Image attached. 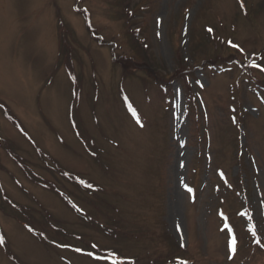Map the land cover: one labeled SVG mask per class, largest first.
<instances>
[{
    "label": "rangeland",
    "instance_id": "obj_1",
    "mask_svg": "<svg viewBox=\"0 0 264 264\" xmlns=\"http://www.w3.org/2000/svg\"><path fill=\"white\" fill-rule=\"evenodd\" d=\"M259 84L264 0H0V264H264Z\"/></svg>",
    "mask_w": 264,
    "mask_h": 264
},
{
    "label": "snow or ice",
    "instance_id": "obj_2",
    "mask_svg": "<svg viewBox=\"0 0 264 264\" xmlns=\"http://www.w3.org/2000/svg\"><path fill=\"white\" fill-rule=\"evenodd\" d=\"M209 31H211V30H209ZM233 47H237V46L233 45ZM253 66H258V65H255V63L253 62ZM133 116H136V113H135L134 110H133ZM136 120H137V123H140V120H139L138 116H136ZM177 228L179 229V226H177ZM257 243H259V242L257 241ZM235 245H236L235 238H232L230 240V242H229V245H228L230 252H233V253L235 252ZM77 251H79V249H77ZM100 258L101 257H97V259H100ZM229 258H231V256ZM105 259H110L112 261V264H120V261L117 259V256H116L115 252H111L109 254V256L106 257ZM182 264H186V262H182Z\"/></svg>",
    "mask_w": 264,
    "mask_h": 264
},
{
    "label": "trees",
    "instance_id": "obj_3",
    "mask_svg": "<svg viewBox=\"0 0 264 264\" xmlns=\"http://www.w3.org/2000/svg\"><path fill=\"white\" fill-rule=\"evenodd\" d=\"M127 60H125V61H122V65H123V67H124V69H127V67H128V65H129V61L128 62H126ZM130 67V66H129ZM189 67H184V68H179V76L183 79H187L188 78V74H189ZM148 73V72H147ZM173 78H175V76L174 77H172V80H173ZM260 86H262L261 84H260ZM0 104H2L1 102H0ZM3 105V104H2ZM4 106V105H3ZM4 109H5V106H4ZM8 109V108H7ZM9 110V109H8ZM8 116H9V118H10V120L15 124V125H17L18 127L20 126V122H19V120L14 116V115H10L9 113H8ZM13 156H15V155H13ZM31 177H34L33 175H30ZM35 178V177H34ZM124 264V263H123Z\"/></svg>",
    "mask_w": 264,
    "mask_h": 264
}]
</instances>
